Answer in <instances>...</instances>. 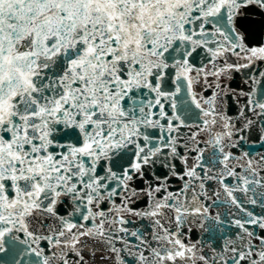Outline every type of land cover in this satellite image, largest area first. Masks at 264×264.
I'll return each mask as SVG.
<instances>
[{"label": "snow or ice", "instance_id": "1", "mask_svg": "<svg viewBox=\"0 0 264 264\" xmlns=\"http://www.w3.org/2000/svg\"><path fill=\"white\" fill-rule=\"evenodd\" d=\"M261 64L264 0H0V264H264Z\"/></svg>", "mask_w": 264, "mask_h": 264}, {"label": "water", "instance_id": "2", "mask_svg": "<svg viewBox=\"0 0 264 264\" xmlns=\"http://www.w3.org/2000/svg\"><path fill=\"white\" fill-rule=\"evenodd\" d=\"M259 67L262 71H264V64L259 65ZM231 86L233 88L245 87V89H247V86L243 85V83H242V77L240 74L236 75L235 79L231 82ZM249 148L251 149L253 156H259L260 154L264 153V147H262L259 143H251L250 145H245V150H249ZM212 188L214 189L215 185H213ZM208 203H211V201H208ZM249 207H251V206H249ZM212 211L214 214L217 211V209H213ZM256 211L259 212V208H257ZM129 226L132 227V225H129ZM139 226H140L139 223H137L136 227H139ZM191 238L193 241H196L199 239H203V240L207 241L208 234L207 233H201L199 227L197 226L194 229ZM206 247H207V245H206Z\"/></svg>", "mask_w": 264, "mask_h": 264}]
</instances>
